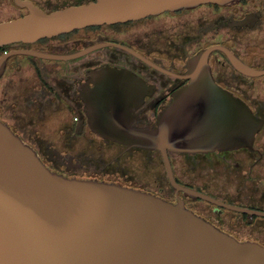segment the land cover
Returning <instances> with one entry per match:
<instances>
[{
  "label": "flooded vegetation",
  "instance_id": "obj_1",
  "mask_svg": "<svg viewBox=\"0 0 264 264\" xmlns=\"http://www.w3.org/2000/svg\"><path fill=\"white\" fill-rule=\"evenodd\" d=\"M95 1L0 0V23L26 17L32 8L50 14ZM215 46L225 47L253 69L264 70L263 0H242L233 6L206 4L139 21L77 29L34 43L0 46V58L20 52L8 57L0 77V119L58 174L114 182L171 202L182 200L237 239L264 245L263 216L178 191L160 151L130 148L92 127L91 114L111 110L105 104L111 103V97H105V92L121 89L142 97L138 104L133 97L127 100L137 115L133 126L155 127L161 111L189 83L183 77L187 63ZM26 51L62 57L41 58ZM81 51L86 52L69 58ZM208 62L215 82L248 105L263 125L250 148L170 152L174 179L232 207L264 212V75L241 73L221 49L213 50ZM105 69L129 72L140 79V85L135 80L123 88L118 76L99 73ZM153 171L150 178L148 173Z\"/></svg>",
  "mask_w": 264,
  "mask_h": 264
},
{
  "label": "water",
  "instance_id": "obj_2",
  "mask_svg": "<svg viewBox=\"0 0 264 264\" xmlns=\"http://www.w3.org/2000/svg\"><path fill=\"white\" fill-rule=\"evenodd\" d=\"M240 1L97 0L50 14L32 8L26 17L0 23V46L34 43L77 29L139 21L206 4L233 6ZM215 49L225 51L241 73L264 75V70L253 69L225 47L215 46L187 63L183 77L189 83L161 111L155 127L133 126L137 115L127 100L133 97L138 104L142 97L131 95L129 89L105 92V97H111V103H105L111 110L91 114L92 127L130 148L160 151L178 191L264 217V212L232 207L183 187L173 176L170 152L196 154L250 148L263 125L248 105L215 82L208 62ZM84 52H75L69 58ZM16 53L20 52L0 58V77L8 57ZM24 53L62 57L38 51ZM146 63L169 73L152 62ZM99 73L118 76L123 88L136 80L124 70ZM136 81L139 86L140 79ZM0 264H264V245L237 239L190 210L182 200L171 202L114 182L58 174L0 119Z\"/></svg>",
  "mask_w": 264,
  "mask_h": 264
},
{
  "label": "rangeland",
  "instance_id": "obj_3",
  "mask_svg": "<svg viewBox=\"0 0 264 264\" xmlns=\"http://www.w3.org/2000/svg\"><path fill=\"white\" fill-rule=\"evenodd\" d=\"M137 155V154H136ZM135 155V156H136ZM148 175H149V177L151 178V177H153L155 174H154V171H153V173H148ZM120 181H121V179H120Z\"/></svg>",
  "mask_w": 264,
  "mask_h": 264
}]
</instances>
